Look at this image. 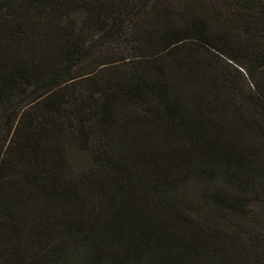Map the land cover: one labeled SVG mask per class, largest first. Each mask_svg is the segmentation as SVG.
I'll return each mask as SVG.
<instances>
[{
    "label": "trees",
    "instance_id": "trees-1",
    "mask_svg": "<svg viewBox=\"0 0 264 264\" xmlns=\"http://www.w3.org/2000/svg\"><path fill=\"white\" fill-rule=\"evenodd\" d=\"M0 264H264V0H0Z\"/></svg>",
    "mask_w": 264,
    "mask_h": 264
},
{
    "label": "rangeland",
    "instance_id": "rangeland-1",
    "mask_svg": "<svg viewBox=\"0 0 264 264\" xmlns=\"http://www.w3.org/2000/svg\"><path fill=\"white\" fill-rule=\"evenodd\" d=\"M226 61H228V59H226ZM227 64H228L227 62L224 63V65L227 66V69H228L230 76L236 78L240 85H243L247 82H250V79H249L247 73L243 70V68L241 66H239L238 64H236L230 60H229V64L228 65Z\"/></svg>",
    "mask_w": 264,
    "mask_h": 264
}]
</instances>
